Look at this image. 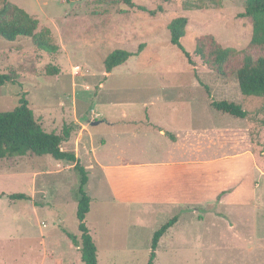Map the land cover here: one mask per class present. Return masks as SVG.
<instances>
[{
    "label": "rangeland",
    "instance_id": "obj_1",
    "mask_svg": "<svg viewBox=\"0 0 264 264\" xmlns=\"http://www.w3.org/2000/svg\"><path fill=\"white\" fill-rule=\"evenodd\" d=\"M131 3L0 0V10L6 9L3 23L19 17L26 23L23 9L38 20L35 34L58 46L51 52L30 37H0V73L18 80L0 85V111L14 109L25 92L45 130L62 133L65 125L72 126L71 138L61 147L77 153L89 173L85 189L92 202L86 223L98 247L99 264H147L155 231L172 217L112 199L99 167L113 163L120 149L125 160L159 156L157 147L162 148L163 141L153 131L167 130L173 139L172 128L194 132L193 152H188V143L179 145L184 155L197 156L203 149L252 150L261 171L257 206L238 216H226L217 206L186 208L178 224L161 237L155 264H264V97L243 94L237 78L243 51L257 58L264 55V47L250 45L253 21L244 15L245 0ZM179 16L188 18L181 42L193 64L171 43L168 24ZM201 40L208 58L216 45L237 51L225 64L224 75L195 53ZM116 49L133 55L107 72L105 59ZM55 66L59 73L48 74L47 68ZM213 100L239 103L250 115L241 119L219 112ZM217 127L243 129L223 135ZM74 164L32 153L0 159V264H84L79 248L63 232L66 228L81 234V176ZM12 193L30 199L12 200ZM215 216L225 219L213 226Z\"/></svg>",
    "mask_w": 264,
    "mask_h": 264
},
{
    "label": "trees",
    "instance_id": "obj_2",
    "mask_svg": "<svg viewBox=\"0 0 264 264\" xmlns=\"http://www.w3.org/2000/svg\"><path fill=\"white\" fill-rule=\"evenodd\" d=\"M126 2L132 4L131 0H126ZM20 12L26 19V23L22 21L23 17H19L18 20L12 23H3L2 17L6 13V9L0 10V37L9 41H15L19 37H30L39 48L55 52L58 49L56 43L35 34L38 20L32 18L23 9H20ZM244 15L250 17L253 21L251 47H264V0H245ZM187 26L188 18L179 16L168 24V29L171 35V43L179 47L185 54L188 62L193 64L191 54L181 42V39L186 35ZM195 53L203 60L211 63L218 73L224 75L225 64L237 54V51L231 47L224 48L216 45L211 50V57L208 58L206 55V45L201 40L197 44ZM132 55V52L125 49L114 50L105 59L106 71L111 72L115 67L125 63ZM59 71V68L56 66L47 68L48 74H58ZM196 77L200 84L205 87L208 95H211L209 86L203 83L197 74ZM237 78L243 94L264 97V55L255 58L250 51H243L242 65L237 71ZM17 82L18 80L11 74L0 73V85L6 83L16 84ZM211 105L219 112L241 119H245L250 115L248 110L234 101L213 100ZM72 131L71 125H65L62 133L45 130L36 119L35 113L29 105V100L26 98V93L22 92L19 103L14 109L0 111V159L32 153L34 155H51L57 160H68L75 163L73 167L79 171L81 176L77 192V219L81 234L78 236L66 228H63V232L79 248L81 260L84 264H99L98 247L86 223V216L91 209L92 202L90 195H88L85 189L89 181V173L81 164L80 159L74 151L64 150L61 147L63 142L71 138ZM172 137L174 138V136ZM2 195L5 194L3 193ZM8 197L12 200L30 199L25 193H12ZM178 219V215L173 216L155 231L147 264H155L157 257L156 250L161 237L177 223Z\"/></svg>",
    "mask_w": 264,
    "mask_h": 264
},
{
    "label": "crops",
    "instance_id": "obj_3",
    "mask_svg": "<svg viewBox=\"0 0 264 264\" xmlns=\"http://www.w3.org/2000/svg\"><path fill=\"white\" fill-rule=\"evenodd\" d=\"M241 129L217 127L215 130L218 134L233 135ZM169 130L174 135L173 139L167 130L164 134L153 131L163 141L162 148L157 147L159 156L151 153L144 158L125 160L120 156L125 151L120 149L118 158L110 161L113 163L100 164L99 169L105 176L115 202L132 208H152L160 213L167 212L172 217L178 215L177 224L186 208L208 209L217 206V210L226 216H238L257 206L261 171L258 157L252 150L213 152L203 149L197 156L184 155L185 151L179 145L188 143V152H193L195 147L190 143L194 132ZM145 147L149 150L147 144ZM221 219L225 218L213 217V226L222 223ZM202 238H205L204 234Z\"/></svg>",
    "mask_w": 264,
    "mask_h": 264
},
{
    "label": "water",
    "instance_id": "obj_4",
    "mask_svg": "<svg viewBox=\"0 0 264 264\" xmlns=\"http://www.w3.org/2000/svg\"><path fill=\"white\" fill-rule=\"evenodd\" d=\"M96 123H98V121H96Z\"/></svg>",
    "mask_w": 264,
    "mask_h": 264
}]
</instances>
